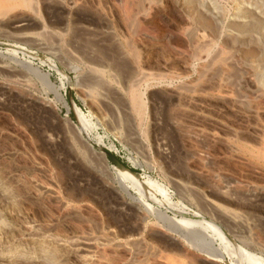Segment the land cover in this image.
Masks as SVG:
<instances>
[{"label": "rangeland", "instance_id": "374dc122", "mask_svg": "<svg viewBox=\"0 0 264 264\" xmlns=\"http://www.w3.org/2000/svg\"><path fill=\"white\" fill-rule=\"evenodd\" d=\"M250 261L264 0H0V264Z\"/></svg>", "mask_w": 264, "mask_h": 264}, {"label": "bare ground", "instance_id": "6f19581e", "mask_svg": "<svg viewBox=\"0 0 264 264\" xmlns=\"http://www.w3.org/2000/svg\"><path fill=\"white\" fill-rule=\"evenodd\" d=\"M220 2H221V0H220ZM222 2H223V0H222ZM230 2V1H229ZM226 4V3H225ZM200 40H201V38H200ZM100 78V77H99ZM103 80V79H102ZM64 106V105H63ZM76 111V110H75ZM77 115H78V120H79V122H80V124H82V126L84 127V121H83V117H81V115L79 114L80 112H75ZM80 126V125H79ZM79 142V141H78ZM82 144V143H81ZM81 146H83V145H81ZM86 146V145H85ZM87 147V146H86ZM118 170H119V173L121 174V176H122V178H124L125 180H127V181H130L135 187H137V188H139V190H141V191H143V192H145V193H149V191H150V185L146 182H144V183H140L139 182V178H138V176L136 175V174H133V173H131L130 171H128L127 169H125L124 167H122L121 165H118ZM151 183V182H150ZM204 224V223H203ZM201 225H202V221H196L195 220V222L194 223H190L188 226H186L187 228H188V230H190V228H193V227H195V226H197L198 228L199 227H201ZM203 226V225H202ZM204 226H205V224H204ZM207 226H205V228H206ZM203 229V228H202ZM208 228H206L205 229V232H206V230H207ZM208 231V230H207ZM201 236L203 235V232L201 231ZM189 235L192 237V238H197V237H200L199 236V234H198V231H195V230H191L190 232H189ZM190 237V238H191ZM6 255H8V254H6ZM24 258V257H23ZM253 260V259H252ZM255 261V260H254ZM241 263V262H240ZM250 263H252L253 264V262L252 261H250ZM242 264V263H241ZM254 264H256L255 262H254Z\"/></svg>", "mask_w": 264, "mask_h": 264}, {"label": "water", "instance_id": "95a60500", "mask_svg": "<svg viewBox=\"0 0 264 264\" xmlns=\"http://www.w3.org/2000/svg\"><path fill=\"white\" fill-rule=\"evenodd\" d=\"M114 163L116 164V166H117V165H120V164H119V163H117V162H114ZM121 166H122V165H121Z\"/></svg>", "mask_w": 264, "mask_h": 264}]
</instances>
